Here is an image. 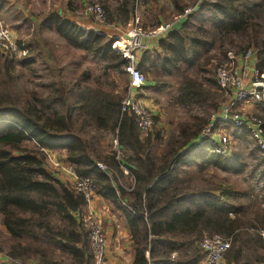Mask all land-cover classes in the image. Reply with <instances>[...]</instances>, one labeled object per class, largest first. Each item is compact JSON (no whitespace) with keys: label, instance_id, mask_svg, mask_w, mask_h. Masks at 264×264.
<instances>
[{"label":"trees","instance_id":"1","mask_svg":"<svg viewBox=\"0 0 264 264\" xmlns=\"http://www.w3.org/2000/svg\"><path fill=\"white\" fill-rule=\"evenodd\" d=\"M263 3L264 0H219L201 7L227 15L230 20H222L223 25L241 24L245 4L256 20L257 9H263ZM51 19L61 38L98 57L106 71H125L127 61L112 49V38L57 13ZM27 49L29 54L28 46ZM192 49L193 46L189 50ZM14 61L0 55V214L13 241L8 255L20 259L14 264H23L30 257H37L43 264H58L52 259L55 250L70 264H92L89 240L79 217L85 201L47 171L40 147L65 150L66 159L77 173L91 177L97 193L122 213L132 239V264H197L202 256L199 243L214 235L230 239L224 253L226 264H264V255L259 252L264 249V236L260 234L264 214L259 224L247 216L245 206L239 202L245 193L230 185L193 187L178 175L186 152L193 149L189 143L208 121L197 130L173 138L156 156L150 138L143 142L139 139L134 116L120 113V95L101 86H83L79 82L67 85L62 81L60 67H56L54 77L45 84L46 93L32 92L23 100L16 89ZM18 62L24 64L27 60ZM199 86L189 82L180 91L191 96ZM258 103L264 107V101ZM99 131L116 133L125 153L121 163L134 179L132 190L120 183L125 175L119 162L112 156H103ZM28 141L37 148H28ZM192 145L209 151L213 144L200 141ZM233 159L217 154L209 158L215 167L237 171ZM99 161L113 173L100 169L96 164ZM260 165L259 178L264 180V158Z\"/></svg>","mask_w":264,"mask_h":264},{"label":"rangeland","instance_id":"2","mask_svg":"<svg viewBox=\"0 0 264 264\" xmlns=\"http://www.w3.org/2000/svg\"><path fill=\"white\" fill-rule=\"evenodd\" d=\"M124 2L128 3V6H125ZM131 2L130 0H3L0 5V20L13 31L18 42H23L29 47V54L24 57L27 62L21 64L18 61L24 58L17 57L13 69L16 89L23 100L25 97H31L32 92L45 94L47 91L45 84L54 77L53 68L60 67L63 83L70 85L79 82L83 86H101L120 95L122 101L130 84L127 66H124L123 72L106 71L103 61L98 57L67 43L55 32L51 15L57 13L85 26L88 30L93 31L95 28L105 32L106 29L100 27L105 23L97 21L86 11L89 4L98 3L105 10L106 23L110 28H114L112 24L120 26V31L105 32L112 38L117 34L124 35L128 31L127 25L131 23L128 22V13L133 12ZM211 2H219V0H197L194 4L199 6L200 21L188 32L185 45L180 42L177 47L169 48L161 43L163 55L153 53L151 56H141L143 68L140 70L145 76L146 83L142 92L140 91V97L146 98L150 102V108L156 110L157 114L150 135L147 137L139 134V139L143 142L146 138H150L153 142L152 152L156 156L160 155L167 144L176 136L179 137L182 132L201 128L202 124L210 119L211 114L217 113L216 109L225 102L226 97L217 87L214 78L218 66L228 61L229 53L234 58L232 65L234 67L237 66V60L241 61L244 51L251 48L254 51L252 63H255V66L259 65V72L264 77V3L263 9H257L256 20L250 12L252 9L245 4L242 7L244 22L241 24L228 22L223 25L222 20H230L227 15L215 9L211 10L208 6L201 7L203 3L211 4ZM139 25L144 28L140 22ZM112 39L114 41L115 37ZM192 46L194 50L191 51L189 49ZM164 69L169 72H164ZM252 80H254L253 73H247L246 83L249 84ZM189 82L199 84V88H196L199 91L193 88L195 91L192 95L185 96L180 90ZM244 109L248 114L260 118L264 115V107L259 103L245 105ZM262 120L264 121L263 118ZM221 128H225V131L221 132L229 134L230 137V149L224 157L234 158L238 170H222L215 167L209 160L213 153L201 146L192 145L195 142L194 138L188 145L193 149L186 152L185 159L179 165L178 175L189 181L193 187L230 185L236 190L243 191L245 195L239 202L245 206L247 216L259 224L261 215L264 214V180L259 178L264 153L256 149L254 141L245 129H232L231 126L218 122L215 132H219ZM98 133L103 156L113 157L116 133L101 131ZM26 145L28 148H37L32 141L26 142ZM56 154L63 157L66 151L56 149ZM53 176L64 183L61 175ZM120 183L123 187L131 188L134 179L125 174ZM230 216L234 215L230 214ZM260 234L264 236V228L260 230ZM12 243L9 234L0 229V254L14 264L20 262V259L8 255ZM259 252L264 255V249H260ZM52 259L58 264L68 262V258L58 250L54 251ZM23 264L43 263L37 257H30ZM221 264H226L224 256Z\"/></svg>","mask_w":264,"mask_h":264},{"label":"built area","instance_id":"3","mask_svg":"<svg viewBox=\"0 0 264 264\" xmlns=\"http://www.w3.org/2000/svg\"><path fill=\"white\" fill-rule=\"evenodd\" d=\"M140 0H135V4H139ZM194 8L187 7L180 14L173 17L172 20L161 22L151 29H144L139 25L137 17L133 19L127 26L128 31L124 35L117 34L112 46L113 49L122 54L127 61L126 70L129 73L130 84L126 96L121 101L120 113H126L134 116V121L140 134L149 136L151 129L155 125V115L153 110L141 101L142 92L146 79L141 70L137 66L138 52L145 49V40L150 38L161 37L169 32L173 25L181 18L188 16ZM86 11L97 21L106 24V14L104 8L98 3H91L87 6ZM86 28L85 26H82ZM95 32L107 33L93 29ZM122 44V46L120 45ZM118 45V46H117ZM27 45L18 42L13 31L4 25L0 20V55L9 58L27 56ZM228 61L218 66L215 73L214 81L226 97L225 102L212 113L206 126L201 130L199 136L194 143L212 142L209 149L210 153L225 156L230 149V137L227 133H222L225 128H221L219 132H215V126L226 124L232 129H245L254 145L260 152L264 153V121L259 116L248 114L244 109L245 105L264 101V77L259 72L256 64L252 63L254 59V51L250 48L245 50L241 61L236 62L237 66H232L234 58L231 53L227 56ZM247 73H253L254 80L249 84L245 81ZM245 110V111H244ZM214 128V129H213ZM115 153L114 159L119 162L120 168L124 175L133 178L129 170L121 163L124 159V150L119 145L118 138L114 141ZM44 153L45 168L52 175L59 174L63 177L64 183L67 184L76 194L83 197L85 201L84 210L79 213L80 222L86 230L89 245L92 253V264H108L107 250L108 240L101 228L99 215L90 211L91 202L97 194L96 184L89 176H82L77 173L75 166L66 159V156L59 157L56 150L46 147H40ZM97 166L107 172L109 175L113 173L112 169L102 162H97ZM56 176V175H55ZM134 184V183H133ZM132 190L131 188H127ZM88 209V212H86ZM263 234V232H261ZM230 246V239L220 236H207L200 242L202 256L197 264H221L225 251Z\"/></svg>","mask_w":264,"mask_h":264},{"label":"crops","instance_id":"4","mask_svg":"<svg viewBox=\"0 0 264 264\" xmlns=\"http://www.w3.org/2000/svg\"><path fill=\"white\" fill-rule=\"evenodd\" d=\"M197 0H140L139 4H135V0L130 3L133 6V12L128 13V22H132L135 17L138 18L141 25L144 28H153L161 22H167L172 20L174 16L180 14L183 9L194 6L193 11L186 17L177 21L173 28L161 37L150 38L145 40V49L138 52L137 66L143 68L142 55L151 56V54L163 55L161 51V43L171 47H177L178 43L185 45V40L188 38V32L199 23L200 14L199 6L196 4ZM108 32L120 31V26L112 24V27L107 25L100 26ZM102 29V30H104ZM124 30V29H122ZM105 31V32H106ZM193 39V36H191ZM174 51V49H171ZM184 53H186L184 51ZM164 72L169 70L164 69ZM141 101L150 107V102L146 98H141ZM152 105V104H151ZM152 109V108H151ZM156 118V110L152 109ZM64 151V150H63ZM64 156H66L64 154ZM85 208H83L84 210ZM90 211L99 215L101 221L102 231L105 233L108 240L107 258L108 264H132L133 261V246L132 239L129 231L128 224L122 213L116 208V206L108 199L104 198L100 194H96L91 202ZM86 209V212H88ZM0 229L7 232L6 227L2 222V215L0 214ZM8 234V232H7ZM11 264L6 257L0 254V264ZM70 264L68 260L67 263Z\"/></svg>","mask_w":264,"mask_h":264}]
</instances>
